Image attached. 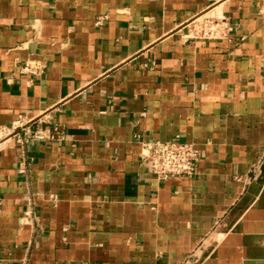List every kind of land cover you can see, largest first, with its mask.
<instances>
[{"label": "crops", "instance_id": "1", "mask_svg": "<svg viewBox=\"0 0 264 264\" xmlns=\"http://www.w3.org/2000/svg\"><path fill=\"white\" fill-rule=\"evenodd\" d=\"M19 122L57 132L0 142V264H264V0H0ZM140 141L192 144L194 174L157 180Z\"/></svg>", "mask_w": 264, "mask_h": 264}, {"label": "built area", "instance_id": "2", "mask_svg": "<svg viewBox=\"0 0 264 264\" xmlns=\"http://www.w3.org/2000/svg\"><path fill=\"white\" fill-rule=\"evenodd\" d=\"M194 22V23H193ZM191 32L193 36H200L206 39H217L226 36L228 27L221 18H195ZM21 72L37 75L40 67L28 62L21 69ZM18 130L23 132V139L45 140L52 139L57 130L45 133L44 130L28 129L23 123H16L7 133L0 134V142L3 143L15 137ZM17 141H20L17 138ZM140 160L145 163L157 180H167L176 177H191L194 174L199 160V151L192 144L179 141H140ZM24 164H20L23 172Z\"/></svg>", "mask_w": 264, "mask_h": 264}, {"label": "rangeland", "instance_id": "3", "mask_svg": "<svg viewBox=\"0 0 264 264\" xmlns=\"http://www.w3.org/2000/svg\"><path fill=\"white\" fill-rule=\"evenodd\" d=\"M191 26H193V24H192ZM190 29H191V28H190Z\"/></svg>", "mask_w": 264, "mask_h": 264}]
</instances>
